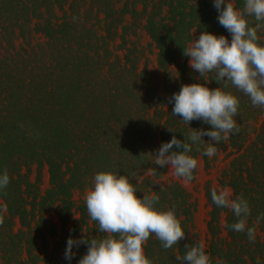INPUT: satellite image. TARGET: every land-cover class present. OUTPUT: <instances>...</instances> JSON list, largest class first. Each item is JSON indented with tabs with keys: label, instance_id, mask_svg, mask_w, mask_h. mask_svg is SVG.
<instances>
[{
	"label": "trees",
	"instance_id": "1",
	"mask_svg": "<svg viewBox=\"0 0 264 264\" xmlns=\"http://www.w3.org/2000/svg\"><path fill=\"white\" fill-rule=\"evenodd\" d=\"M232 1L243 8L244 0ZM217 16L214 0H0V175L9 176L0 189V264H78L87 245L69 261L67 240L106 235L84 197L94 175L108 171L127 176L138 198L159 197L158 209L175 211L186 238L164 249L150 234L143 248L153 264H179L184 245L199 243L194 206L178 185L161 184L153 155L173 135L183 142L192 129L211 130L172 115L169 99L193 83L239 100V131L212 157L203 154L206 136L189 155L205 173L218 170V192L248 201L247 226L256 229L254 242L234 231V213L217 207L207 187L205 252L211 264H264V108L215 73L200 76L183 54L203 31L231 40ZM137 30L156 50L152 70L130 40ZM257 34L264 45V29Z\"/></svg>",
	"mask_w": 264,
	"mask_h": 264
},
{
	"label": "clouds",
	"instance_id": "2",
	"mask_svg": "<svg viewBox=\"0 0 264 264\" xmlns=\"http://www.w3.org/2000/svg\"><path fill=\"white\" fill-rule=\"evenodd\" d=\"M214 7L219 24L230 33L231 40L203 31L198 37L194 35L183 54L190 58L189 66L200 76L215 73L218 84L230 82L250 98L254 107L264 108V45L259 43L257 34L264 29V0H244L241 9L231 0H214ZM248 17L254 18L255 26H251ZM168 102L174 103L172 115L182 117L184 123L189 125L197 120L211 126L207 131L191 128L183 142L173 135L153 155L156 165L168 166L176 177L188 183L194 179L193 172L198 165L197 159L189 155L191 145L204 143L202 137L206 136L209 140L203 154L214 156L215 145L239 131L234 119L238 115L239 100L221 87L209 89L205 84L193 83L181 85L180 91ZM174 146L179 151L173 150ZM8 183L5 170L0 175V189ZM136 193L125 175L112 171L95 174L93 186L86 191L84 199L89 217L106 235L90 239L83 234L79 240L69 237L64 258L72 260L73 248L85 244L87 252L78 264H153L143 248L150 234H155L164 249H171L186 238L174 210L158 209L159 197L143 195L141 199ZM211 197L217 207L229 208L234 213L237 222L230 227L236 232L246 231L249 240L254 242L256 229L247 226L248 201L242 195L232 199L228 188L219 192L213 188ZM184 248L185 255L176 257L179 264H211L202 244H185Z\"/></svg>",
	"mask_w": 264,
	"mask_h": 264
},
{
	"label": "rangeland",
	"instance_id": "3",
	"mask_svg": "<svg viewBox=\"0 0 264 264\" xmlns=\"http://www.w3.org/2000/svg\"><path fill=\"white\" fill-rule=\"evenodd\" d=\"M233 3V1L231 0ZM136 43L137 49L143 52V56L148 64V69L155 67L156 50L151 44L149 38L143 30H137L135 38H130ZM164 172L160 180L161 184L169 186L171 184L178 185L181 190L188 196V202L194 206L191 224L193 231L198 237L199 243L204 247L207 245L208 235L206 234V223L208 221L209 207L206 203L204 192L205 188L216 186V179L219 175L218 170H212L205 173L200 163L195 169V176L191 182L186 183L184 179L177 178L173 174V170L168 166H164ZM47 188V175L43 172L41 176V188L43 191Z\"/></svg>",
	"mask_w": 264,
	"mask_h": 264
}]
</instances>
